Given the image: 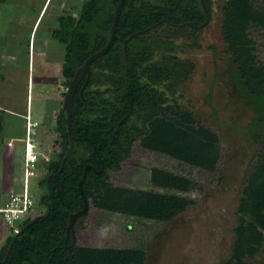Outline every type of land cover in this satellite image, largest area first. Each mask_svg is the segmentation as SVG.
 I'll use <instances>...</instances> for the list:
<instances>
[{
    "label": "trees",
    "instance_id": "obj_1",
    "mask_svg": "<svg viewBox=\"0 0 264 264\" xmlns=\"http://www.w3.org/2000/svg\"><path fill=\"white\" fill-rule=\"evenodd\" d=\"M118 1L88 0L81 5L77 16L69 14L60 18L59 28L52 32L51 38L63 44L60 75L65 87L75 70L105 45ZM204 2L211 14L210 1ZM222 17L221 37L231 56L237 86L240 91H250L257 99L264 98V65L257 64L246 32L249 22L264 27V11H256L251 0H227ZM205 18L199 0L124 1L114 42L103 56L91 62L90 75L81 92L85 75L77 85L71 115L74 148L70 162L65 161L62 166V158L69 146L63 109L52 125L60 149L51 154L49 161L42 162L48 172L59 170L49 179L52 195L44 197L49 213L31 223L35 214L16 223L20 230L25 228L18 234L5 264H144V251L137 247L79 245L74 229L82 227L81 219L74 223L72 232L66 233V226L70 214L83 207L77 184L87 164L90 166L82 180V189L88 209L93 206L137 221L164 223L193 202L184 195L193 179L165 166L151 168L152 190L111 183L109 173L121 168L136 144L175 169L182 164L197 171L213 172L218 168V136L208 127L194 128L191 113L167 103L164 90L158 87L168 78H173L175 83L179 80L172 74V63H164V53L173 55L169 56L174 59L175 67L183 66L175 72L185 74L189 71L190 67L184 69L187 61L177 58L176 44L172 43L180 36H193V40H197L194 28ZM179 22L192 28L187 25L169 27V24ZM154 24H157L152 29L155 35H159V29L166 30L167 37L161 36L165 40H147L144 33L123 43L131 34ZM182 44L187 45L185 41ZM96 68L108 72L104 78L109 85L102 91L100 86H94ZM62 94L65 95L64 89ZM256 137L262 138L264 133H258ZM41 184L46 186V174L41 177ZM243 193L239 221L234 228L236 240L227 264H244L243 256L253 255L264 239V154L248 178ZM46 194L47 188L43 195ZM45 210L43 205L42 213ZM11 233L0 248V263L15 234Z\"/></svg>",
    "mask_w": 264,
    "mask_h": 264
},
{
    "label": "rangeland",
    "instance_id": "obj_2",
    "mask_svg": "<svg viewBox=\"0 0 264 264\" xmlns=\"http://www.w3.org/2000/svg\"><path fill=\"white\" fill-rule=\"evenodd\" d=\"M85 1L0 0V108L6 110H0V189L5 192L21 188L27 137L23 138L25 123L20 115L27 113V106L31 120H37L31 135L41 140L39 149L49 153L60 149L52 125L63 109L62 90H66L60 75L63 44L53 40L51 34L59 28L60 18L77 16ZM226 1L215 0L209 23L198 31L197 40L193 36L176 38L172 45L176 44L177 58L187 61L184 69L190 67L189 71L175 72L183 66L175 67L172 54L164 53V63H172V74L179 80L175 83L168 78L158 86L164 90L167 103L191 113L194 128L202 125L218 136V168L206 172L182 164L175 169L157 160L158 155L134 145L121 168L109 173L112 184L152 190L151 168L165 166L193 179L184 194L193 202L164 223L137 221L89 206L88 212L77 218L82 227L74 229L79 245L137 247L144 251V264H227L236 240L234 228L239 221L243 189L264 154V137H256L264 133V98L240 91L233 76L231 56L221 37ZM251 4L256 11H264V0H251ZM158 32L155 35L150 30L143 37L165 40L166 30ZM246 32L257 64L263 66L264 27L249 22ZM107 73L94 69V86H100L101 91L109 85L104 78ZM169 83H173L170 88ZM46 170L44 167L40 177L30 181V188H37V200L46 192L41 184ZM43 205L36 203L37 212ZM11 232L0 218V248ZM242 260L244 264H264V239L253 255L245 254Z\"/></svg>",
    "mask_w": 264,
    "mask_h": 264
},
{
    "label": "water",
    "instance_id": "obj_3",
    "mask_svg": "<svg viewBox=\"0 0 264 264\" xmlns=\"http://www.w3.org/2000/svg\"><path fill=\"white\" fill-rule=\"evenodd\" d=\"M124 1L125 0H119L118 3L116 4V6L114 7L112 24H111L109 36H108V39H107L105 45L100 50H98V51L94 52L93 54H91L84 61V63L75 70V73H74L73 77L71 78V80L69 81V83H68V85L66 87L65 96H64V99H63V110L65 111V125H66V132H67V135H68L69 146H68V150H67L65 156L62 159L61 166H62L63 161L65 159H67L68 162H70V156H71L73 148H74V136L72 134L71 115H72V101H73V96H74V93L76 91L77 85H78L79 80H80V78L82 77L83 74H86V79H85L84 85L86 84V82H87V80L89 78V75H90V64H91V62L93 60L103 56L109 50V48L111 47L112 43L114 42V40L116 38V27H117L119 15L121 13V9H122ZM200 1H201L202 5L204 7L205 6L204 5V1L203 0H200ZM206 20H208V15H207V19ZM205 23H206V21L204 22V24ZM155 25L156 24L148 27L147 29H144V30H141V31H138V32H135V33L131 34L130 36H128V38H126L124 40V44L128 40H130L131 38H133V37H135L137 35L144 34L147 31H150L151 29H153L155 27ZM89 166H90L89 164L85 165L83 173H82V176H81V178H80V180L78 181V184H77L78 191H79L80 196L82 198L83 207L80 210H77V211H75V212L70 214L69 219H68V224L66 226V231L73 230V225H74V222L77 220V218L82 216V215H84L87 212L88 202H87L86 197L83 194L82 180L85 177L86 171L89 168ZM49 178H50V175L47 176V180H46L47 181V183H46L47 184V188H49V185H48ZM62 182H63V179H62ZM51 195H52V193L49 192L48 196H51ZM43 199H44V197L40 198L41 201H43ZM45 205L47 207L46 212L44 214H42V215H39V216L33 218L30 221V223L35 221L38 217L45 216V215H47L49 213L48 203L45 202ZM24 228H25V226L23 228H21V230L19 232L15 233L12 236V239H11L10 243L8 244V247H7L6 253L4 255V258H3V260L1 261L0 264H5L6 263V260H7L9 254H10V252L12 250V247H13V245L15 243V240H16L18 234L21 231H23Z\"/></svg>",
    "mask_w": 264,
    "mask_h": 264
},
{
    "label": "built area",
    "instance_id": "obj_4",
    "mask_svg": "<svg viewBox=\"0 0 264 264\" xmlns=\"http://www.w3.org/2000/svg\"><path fill=\"white\" fill-rule=\"evenodd\" d=\"M28 118V117H27ZM36 122L27 121V132ZM37 156L28 150L24 157L21 188L5 192L0 189V218L13 232H19L18 221L24 222L29 215L36 214V195L30 188V181L37 176Z\"/></svg>",
    "mask_w": 264,
    "mask_h": 264
},
{
    "label": "clouds",
    "instance_id": "obj_5",
    "mask_svg": "<svg viewBox=\"0 0 264 264\" xmlns=\"http://www.w3.org/2000/svg\"><path fill=\"white\" fill-rule=\"evenodd\" d=\"M28 117V118H27ZM23 119H24V123H25V130H24V138H26L27 137V139H25L24 140V147H25V141H26V144L28 145V144H32L33 146H31L30 147V151L31 152H33V153H35L36 154V156H37V176L35 177V178H32V179H37L38 178V176H39V174H40V172H41V170L45 167V165H43L42 166V162L40 161V159H42L43 160V162L45 163V162H47V161H49L50 160V158H51V152L49 153V151H47L46 149H44L43 151L41 150V149H39V145H41L40 144V141H38L36 138H34L32 135H31V131H28L27 132V129H26V127H27V121H30V122H36V125H37V121H33V120H31V117H30V114H25L24 116H23ZM36 125H34V126H32V128L30 129V130H32L33 129V127H35ZM38 143H39V145H38ZM23 147V154H24V157H25V154H26V152L28 151V150H26L25 148ZM62 163V162H61ZM23 165H24V160H23ZM22 170H23V168H22ZM46 172H47V170L45 171V173H44V175L46 174ZM40 177V176H39ZM46 180H47V177H46ZM49 183V182H48ZM46 187H47V184H46ZM32 189V188H31ZM33 190V189H32ZM33 192L35 193L36 191L35 190H33ZM35 195H36V193H35ZM43 195V194H42ZM48 196V195H47ZM45 197V196H44ZM40 198H41V196L38 198V201L39 202H41V203H43L41 200H40ZM44 200H45V198H44ZM44 205H45V203H43ZM45 207H46V205H45ZM46 209H47V207H46ZM37 212V211H36ZM45 212H46V210H45ZM44 212V213H45ZM38 213V214H37ZM35 215H34V218L35 217H37V216H39V215H42V214H44V213H42V211H39V212H37ZM42 213V214H41ZM73 213V212H72Z\"/></svg>",
    "mask_w": 264,
    "mask_h": 264
},
{
    "label": "flooded vegetation",
    "instance_id": "obj_6",
    "mask_svg": "<svg viewBox=\"0 0 264 264\" xmlns=\"http://www.w3.org/2000/svg\"><path fill=\"white\" fill-rule=\"evenodd\" d=\"M203 1H204V0H203ZM209 1H210V2H209V3H210V9H211V11H212V10H214V8H213L214 6H213V5H214V3H215V0H209ZM199 2H200V5H201V9H203V11L205 12V16H206L205 21H206V24H207V23H209V20H210V13H209L208 10H207V7H206V5H205V2H204V5H205L204 7H203V5H202V3H201L200 0H199ZM113 11H114V10H113ZM211 13H212V12H211ZM207 15H208V20H206V19H207ZM205 21H204V22H205ZM204 22H203L202 24H200V25H198V26H196V27L194 28L195 31H196V32H195L196 35H198V34H199L198 31L201 30L202 27L206 25V24H204ZM183 23H184V24H183ZM183 23H182V22H179V23H173V24L171 23V24H169V27H173V28H182L184 25H185V26L187 25L189 28H192V26L190 27V25H188L187 23H185V22H183ZM156 26H157V24L155 25V27H156ZM167 26H168V25H167ZM187 26H186V27H187ZM155 27H154V28H155ZM151 30H152V29H151ZM177 40H178V39H177ZM128 41H129V40H128ZM128 41H127V42H128ZM175 41H176V39H175ZM123 43H124V40H123ZM84 75H85V79H86V74H83L82 77H81L80 80H79V83H80L81 80L83 79V76H84ZM70 80H71V79H70ZM84 81H85V80H84ZM79 83H78V84H79ZM83 86H84V82H83V84H82V86H81L80 92L82 91ZM76 89H77V88H76ZM64 96H65V95H64ZM67 150H68V149H67ZM66 152H67V151H66ZM66 152H65V154H66ZM52 154H56V151H52ZM64 156H65V155H64ZM64 156H63V157H64ZM62 159H63V158H62ZM65 161H68V160L65 159V160L63 161V163H64ZM68 163H69V162H68ZM62 165H63V164H62ZM57 172H59V170H57L56 172H48V171H47V172H46V177H47L48 175H50V178H51V177H53ZM50 178H49V179H50ZM62 179H64V177H62L61 180H62ZM46 183H47V181H46ZM46 188H47V187H46ZM47 192H48V194H46V195H41V197H44V196L47 197V195H49V192H50V191H49V188H47ZM42 202H43V203H45V202L47 203V201H45L44 199H43ZM69 231L72 232V230H68V231H66V233H68ZM68 247H69V245H68Z\"/></svg>",
    "mask_w": 264,
    "mask_h": 264
},
{
    "label": "crops",
    "instance_id": "obj_7",
    "mask_svg": "<svg viewBox=\"0 0 264 264\" xmlns=\"http://www.w3.org/2000/svg\"><path fill=\"white\" fill-rule=\"evenodd\" d=\"M3 110H4V109H3ZM26 111H27L28 114H30V117H31V113L29 112V106H27V110H26ZM27 113H26V114H27ZM19 115H20V114H19ZM20 116H21V118L23 119V116H24V115L21 114ZM33 121H37V120H33ZM22 131H23V126H22ZM23 138H24V137H23ZM40 141H41V140H40ZM37 164H38V163H37ZM17 190H18V189H17ZM2 191H3V190H2ZM10 191H11V190H10ZM8 192H9V191H8Z\"/></svg>",
    "mask_w": 264,
    "mask_h": 264
},
{
    "label": "bare ground",
    "instance_id": "obj_8",
    "mask_svg": "<svg viewBox=\"0 0 264 264\" xmlns=\"http://www.w3.org/2000/svg\"><path fill=\"white\" fill-rule=\"evenodd\" d=\"M31 146H32V144H31ZM26 150H30V144H26V141H25V147H24Z\"/></svg>",
    "mask_w": 264,
    "mask_h": 264
}]
</instances>
